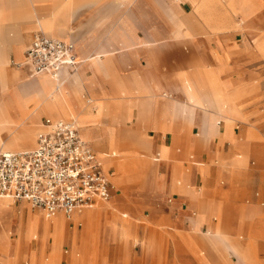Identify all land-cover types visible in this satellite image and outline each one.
<instances>
[{"label":"crops","instance_id":"1","mask_svg":"<svg viewBox=\"0 0 264 264\" xmlns=\"http://www.w3.org/2000/svg\"><path fill=\"white\" fill-rule=\"evenodd\" d=\"M253 1L257 9L250 15L249 0H0L1 122L20 136L27 130L14 151L35 149L39 136L49 130L48 119L74 122L102 158L114 198L109 203L120 213L133 218L148 210L153 220L168 221V237L186 251L181 257L197 264H264L258 257L264 251V210L236 205L256 176L250 139L259 130L256 111L247 105L254 89L242 77L241 66L264 58V35L254 45L239 38L246 31L241 15L255 17L247 28L264 33V0ZM49 23L52 35L44 29ZM40 33L76 45L80 67L60 73L68 98L46 100L49 77L17 66ZM24 75L30 77L16 80ZM211 80L232 95L249 89L242 103L247 121H235L225 135L216 133L218 127L225 132L226 120ZM33 87L36 95L30 93ZM192 96L207 108H197ZM59 116L67 119H55ZM32 133H37L34 143L29 140ZM10 134L3 131L6 138ZM113 145L120 155H110ZM260 168L263 181L264 162ZM222 177L230 187H220ZM255 199L260 200L259 194ZM13 201L5 216L17 233L8 238L0 220V251L6 254L0 252V264H43L52 241L45 252L42 240L33 243L38 212L15 204L24 201ZM75 224L71 220L74 233ZM122 224L123 219L108 223L99 260L106 255L117 259L122 251L124 260L118 264L141 261L132 258L128 244L118 241L117 226ZM246 228L252 229L247 239L239 234ZM142 244L153 254L156 241ZM64 252L61 264H72V253ZM79 264L97 260L93 253L83 254Z\"/></svg>","mask_w":264,"mask_h":264},{"label":"built area","instance_id":"2","mask_svg":"<svg viewBox=\"0 0 264 264\" xmlns=\"http://www.w3.org/2000/svg\"><path fill=\"white\" fill-rule=\"evenodd\" d=\"M81 61L73 42L38 34L18 67L34 75L59 76L65 68L78 70ZM49 130L37 147L0 153V198L28 202L48 218L63 214L71 219L95 201H110L111 182L92 146L74 122L46 121Z\"/></svg>","mask_w":264,"mask_h":264},{"label":"rangeland","instance_id":"3","mask_svg":"<svg viewBox=\"0 0 264 264\" xmlns=\"http://www.w3.org/2000/svg\"><path fill=\"white\" fill-rule=\"evenodd\" d=\"M257 9V5L254 1V5L250 6V12L249 14L252 15L255 10ZM255 18V17H253ZM253 18H247L244 15H241V23L245 24L244 29H246L245 32H242L239 35V38L241 40V43L243 41H247L252 43L254 45L258 39L261 38V36L264 35L263 32L257 31V33H253L251 28H247V24L255 22ZM256 22L258 19H255ZM256 34V35H255ZM242 77L246 79L247 82L251 84V87L253 90L252 96L249 97V101H247V105H252L253 109H255L256 113L254 115V121L255 125L257 126V130L253 131L251 134V157L254 155L256 158L250 157L251 167L255 168V182L251 185V188L248 191V194L245 197L238 198L236 201V205H245L247 207H258L262 210H264V180L260 181V174H261V168L260 165L264 162V58H258V60L246 64H242ZM216 84L219 90L223 93L224 97L227 99H235L236 97L240 96L241 99L236 100L237 105L243 108V100L247 97V94H249V89H242L237 90L235 93L228 94L224 88H221L220 85L213 80ZM230 95V96H229ZM231 97V98H229ZM239 101V104H238ZM231 104V103H230ZM228 104L230 110L232 108V104ZM199 109H205V107H201ZM210 115V113H208ZM60 118V117H55ZM226 120V130L224 132V135L227 130L233 128V125L236 120L242 121L244 120L240 118L233 117L232 114H224V117ZM235 119V120H234ZM81 124V123H80ZM81 127V125H80ZM82 129V128H81ZM220 127L217 129V133L220 131ZM244 129L243 126L240 127V129H237L238 132H241ZM262 134H261V133ZM221 133V132H219ZM220 135H223L221 133ZM263 142V143H262ZM254 143V144H253ZM252 146L254 150H252ZM252 153H254L252 155ZM238 154V153H237ZM237 154H234V157H237ZM230 163V162H229ZM257 168V169H256ZM220 187L228 188L230 187V181L226 177H222L219 181ZM256 194H259L260 200L256 201L255 197ZM111 202L114 201V198L110 200ZM17 206H20L22 204H25V206L30 209L37 211L38 213H43L39 211L38 209H35L32 207L31 204H28L26 202H15ZM119 217L123 219V221H131L132 222V232L136 235V238H133L130 240L127 239L124 235V230H120L117 232V238L119 242H122L125 244V246L128 244V250L129 254L132 256V258H141V261L138 263H134L133 261H126L125 264H197L196 261L190 259H183L181 257L182 254H185L186 251L180 250L176 246V244L173 242L172 239H170L169 234H172V227L170 226L168 221L159 220L155 221L151 217L150 212L147 210L145 213H142L140 217H133L131 218V214L127 212L129 215L126 219L123 218L124 213H118ZM82 229V227H81ZM80 229V230H81ZM79 230V231H80ZM205 232H207V229H204ZM252 231L251 228H246L245 230L241 231L239 234L244 235L247 239V236L250 235ZM74 234V230L70 229L69 235H68V242L64 245L62 256L65 259V250L69 251V254L72 253V264H79L80 258L82 255H86V257H89L90 253L94 254V257H96L97 264H118L124 260L123 252H120V255L117 256V259L113 258L112 256H104L103 258L99 260L101 256V246H102V239L104 235H108V233H103L102 231L100 234L93 235L92 233L88 234L87 240L83 243H80L76 248H73V245L71 243L72 236ZM120 234V235H119ZM96 236V237H95ZM156 237V238H155ZM167 237V238H166ZM155 238V239H154ZM169 238V239H168ZM98 242H97V240ZM242 240L245 242V240ZM96 240V241H95ZM153 240L156 241V249L154 250L153 254H151L150 250H147V248L144 249L143 242L150 243V245H153ZM37 240H34L33 243L36 244ZM51 242V240L49 241ZM129 242V243H128ZM121 250V248H120ZM119 250V251H120ZM4 256L6 255L3 253V251H0ZM49 256L47 255L45 257ZM233 259L237 262V256L233 254ZM258 257L261 261H264V251L260 250L258 251ZM122 259V260H121ZM5 264H9L6 263ZM61 264V263H60Z\"/></svg>","mask_w":264,"mask_h":264},{"label":"bare ground","instance_id":"4","mask_svg":"<svg viewBox=\"0 0 264 264\" xmlns=\"http://www.w3.org/2000/svg\"><path fill=\"white\" fill-rule=\"evenodd\" d=\"M249 3H250L251 6L254 5V1L253 0H249ZM52 24L49 23L44 28L45 32L47 34H49V35H52V32H51ZM29 77L30 76H28V75H24L22 77L16 76V80L21 82V81L27 80ZM42 77H49V85H46V87H47L46 89L48 91V96H47L46 100H49L50 102L51 101L55 102V101L58 100L59 96H61V95L64 96L65 98H68V91H67V88L65 87L66 79L61 80L60 75L59 76H54V75H51V74H49V76H44L42 74ZM69 77L71 78L72 76H69ZM211 86H212V89L214 90V93L216 95L215 97L218 100L219 107L223 111V114H225V113L232 114L233 117L240 118V119L244 120V122H246L247 120H246V117H245V115L243 113V108L240 107L239 105H237V102H235L236 100L241 99L240 96L236 97L235 99L234 98L233 99H227L226 97H224L223 93L221 92V90H219V88L217 87V84L213 80H211ZM30 93L33 94V95H36L39 92L36 91V87H33V88H31V92ZM205 97H207V96H205ZM44 98H45V96H44ZM229 98H231V97H229ZM191 99L197 104V108H201L202 106L205 107V109L207 108L205 103L203 102V100H201V99H199V98H197L195 96H192ZM230 103L232 104V108L230 110H228V108H229L228 104H230ZM2 116H3V114L1 113L0 114V151L1 150H12V151H14V149H16L17 147L20 146V143L22 141V137L21 136L25 135V132L27 130L24 132V134H22L20 136L19 133L16 132L17 129L14 130L12 128L13 126L11 127L12 129L11 128H7L6 126H4L5 123L1 122ZM72 116H73V118L79 120V116H78L77 111H75L73 109H72ZM59 117L62 118V119H67L66 116H59ZM56 119H59V118H56ZM80 123H81V127L83 128L84 127V123H82V122H80ZM81 127H80V129H81ZM4 130H7V131L11 132V134L8 136V138L4 137V135H3V131ZM219 132L218 133L216 132V133L218 135H220L221 133H219ZM80 135H81V133H80ZM223 135H224V133H223ZM29 136H30L29 140L31 141V143H34V141L36 140V137H37V133L36 134L32 133ZM81 137L83 138L82 135H81ZM18 150H20V149H18ZM113 153H115L116 155H120L121 154L120 150L115 145L112 146V150H111L110 155L113 154ZM100 160L103 163L102 158H100ZM107 164H109V163H107ZM114 164H117V163H114ZM13 202L14 201L11 198H0V220L3 223V227H4L3 233H5V235L8 238L12 237V235L15 232L17 233V230H15L13 228V226L11 225V223L7 220V218L5 216V211L7 209L13 208V206H14ZM109 202L110 201L98 202L95 206H93L92 209H86L82 213H78V214L75 213L73 215L71 220L72 221L74 220L75 223H76L75 227H74L75 233H74V245H73V248H76L82 242L84 243L87 240V237H88L89 233H92L93 235H96V234L98 235V234H100L101 231L103 233L104 232L108 233V223H113V222L116 223L118 221V219H121V217H119V214H118V213H120L119 212L120 210L117 209V207L115 206L114 203H109ZM215 209H216V207H215ZM125 216L128 217L129 215L127 213H124L123 214V218ZM31 218H32V216H31ZM33 219H34V217H33ZM71 220H69V219L67 220L65 217H62L60 215H56L52 219H49V218L46 217V215H44V213H38L37 220H36L35 240H38V241L42 240L43 241V243L45 245L44 248H43L44 252L47 250L48 245H49L48 243H49L50 240L52 241L51 245L53 246V250H52V252H51L49 257H45V255H42L43 256V264H45V260H47V259L49 260V264H60V263H62L63 260H65L64 257L62 256V251H63L64 245L68 242V235H69V231L71 229ZM52 223L54 224L53 229H51V227H52L51 224ZM78 223H81V225H82V229L80 231H79V228H78ZM34 226H35V224H34ZM120 230H124L125 231L124 235H125V237H127V239L129 241L131 240V238H136V235L133 234V232H132V222L131 221H123V224L121 226H117V232L120 231ZM212 230H213V228H212ZM227 234H229V233H227ZM6 240H8V239H6ZM204 241L206 242V240H204ZM7 242H9V241H7ZM97 242H98V240H97ZM200 243H201V241H200ZM208 246L206 247L207 249H208Z\"/></svg>","mask_w":264,"mask_h":264}]
</instances>
